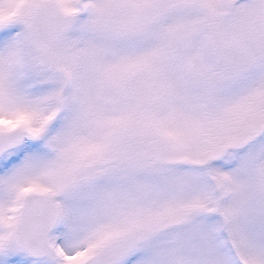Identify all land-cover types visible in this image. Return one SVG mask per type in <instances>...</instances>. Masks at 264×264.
Instances as JSON below:
<instances>
[{"label":"snow or ice","instance_id":"obj_1","mask_svg":"<svg viewBox=\"0 0 264 264\" xmlns=\"http://www.w3.org/2000/svg\"><path fill=\"white\" fill-rule=\"evenodd\" d=\"M0 264H264V0H0Z\"/></svg>","mask_w":264,"mask_h":264}]
</instances>
